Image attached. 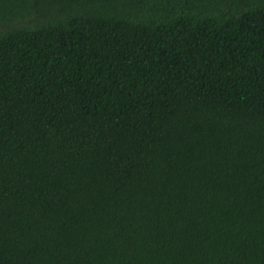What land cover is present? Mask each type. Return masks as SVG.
<instances>
[{"label": "trees", "instance_id": "obj_1", "mask_svg": "<svg viewBox=\"0 0 264 264\" xmlns=\"http://www.w3.org/2000/svg\"><path fill=\"white\" fill-rule=\"evenodd\" d=\"M0 264H264V0H0Z\"/></svg>", "mask_w": 264, "mask_h": 264}]
</instances>
